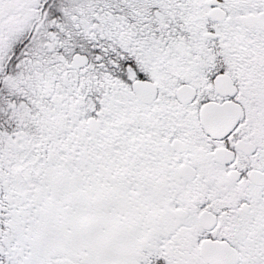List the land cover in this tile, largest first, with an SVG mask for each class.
<instances>
[{
	"label": "snow or ice",
	"instance_id": "obj_1",
	"mask_svg": "<svg viewBox=\"0 0 264 264\" xmlns=\"http://www.w3.org/2000/svg\"><path fill=\"white\" fill-rule=\"evenodd\" d=\"M0 264H264V0H0Z\"/></svg>",
	"mask_w": 264,
	"mask_h": 264
}]
</instances>
